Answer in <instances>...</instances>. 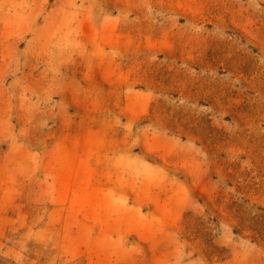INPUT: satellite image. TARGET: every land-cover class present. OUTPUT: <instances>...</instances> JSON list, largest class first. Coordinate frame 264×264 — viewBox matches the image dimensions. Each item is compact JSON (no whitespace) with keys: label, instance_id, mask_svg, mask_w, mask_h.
<instances>
[{"label":"rangeland","instance_id":"rangeland-1","mask_svg":"<svg viewBox=\"0 0 264 264\" xmlns=\"http://www.w3.org/2000/svg\"><path fill=\"white\" fill-rule=\"evenodd\" d=\"M0 264H264V0H0Z\"/></svg>","mask_w":264,"mask_h":264}]
</instances>
